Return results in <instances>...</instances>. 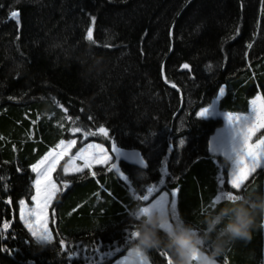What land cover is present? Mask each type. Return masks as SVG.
Returning a JSON list of instances; mask_svg holds the SVG:
<instances>
[{
    "label": "trees",
    "instance_id": "1",
    "mask_svg": "<svg viewBox=\"0 0 264 264\" xmlns=\"http://www.w3.org/2000/svg\"><path fill=\"white\" fill-rule=\"evenodd\" d=\"M222 86V113L264 102V0H0V264H111L134 243L130 213L161 190L176 193L171 221L196 228L217 196L264 193V168L233 189L209 151L223 122L198 114ZM100 129L145 165L115 152V168L58 173L52 243H36L18 215L31 168L72 138L108 145ZM146 257L172 261L164 249ZM217 262L264 264V228Z\"/></svg>",
    "mask_w": 264,
    "mask_h": 264
},
{
    "label": "clouds",
    "instance_id": "2",
    "mask_svg": "<svg viewBox=\"0 0 264 264\" xmlns=\"http://www.w3.org/2000/svg\"><path fill=\"white\" fill-rule=\"evenodd\" d=\"M224 201L223 207L201 206L203 228L179 217L171 222L165 208L143 214L138 208L130 213L135 237L128 264H139L149 251L159 249L171 254L172 264H218L217 257L230 245L251 241L254 229L264 228V193L253 190L235 201Z\"/></svg>",
    "mask_w": 264,
    "mask_h": 264
},
{
    "label": "rangeland",
    "instance_id": "3",
    "mask_svg": "<svg viewBox=\"0 0 264 264\" xmlns=\"http://www.w3.org/2000/svg\"><path fill=\"white\" fill-rule=\"evenodd\" d=\"M221 89H223L225 92V87L222 86L220 88V90ZM220 90L218 92V98L214 99L213 102H211V104L209 106L204 108V109H208V114L205 117H201L200 113L204 110L203 109L199 112L198 115H199V117L205 118V119H210V118L221 119V121L223 122L222 126H220L216 130V132L214 133V135L210 139L209 151L211 153L214 152L215 155L218 156L224 162V164L228 165V172H227L226 181L230 186H232V184H231L232 174H233V170L235 168V164L233 161H234V158L236 155L234 149L240 148L241 144L243 143V136H240L238 134L239 124L241 123V121L234 120L233 124H231L228 120V115L230 114L232 117H240V118L247 117L251 121V123L249 124V126H251V124H255L258 122L259 116L261 113V104H264V102H263V100H261L260 102L257 103L255 116L253 115V107L254 106H253L252 101L256 100L257 97H261L260 95H256L254 98H252V100L250 101L249 111L246 114L222 113L218 110V99L223 96L220 94ZM224 92H223V94H224ZM111 108L112 107H110V109ZM245 123H247V122H245ZM101 133H102V135L105 136V130H104V132H101ZM106 138L108 139V143H109L108 145H103V144H99L96 142H87V143L83 144L82 147H77L79 138H72L70 140L63 141V144L60 143L55 149L49 151L37 164L34 165V166L39 165L40 169H44L45 167L49 166L50 164L55 165L54 170L51 173V176H52V181L56 185L57 191L53 195V198L50 201L49 206L46 210V214H47L46 227L50 231L51 235H52V230H51L50 222H49L50 208H51L54 200L56 199L57 195L60 193V190H61L60 189V183L57 181L56 175H58V173H61L63 176L77 175V174L82 173L85 170L92 171L93 168L101 167V166L108 169V167H110L111 165H113L115 163L113 153L118 152V150H117V146L114 144L112 139H110L108 137H106ZM261 139H264V127L258 128V130L252 136L251 141H249V143H251L253 146H255L257 143H259V141ZM73 140H75L74 144L71 143ZM86 149H87V151L85 152ZM114 149H116V150H114ZM81 152H85V156L87 157L88 161L91 164L90 167H85V159H83V158L76 159V157ZM60 153H65V154L60 155ZM104 154H106L107 162L101 163V160L105 159ZM45 157H47V159H45ZM54 158H56V159H54ZM41 161H44V163L41 164ZM32 168H31V170H32ZM64 168H67L68 171L63 172ZM80 168H83V171H79L78 169H80ZM263 168H264V165L257 167L255 170L250 172V174L246 177V179L248 180L251 177V175H253L256 171L263 169ZM116 170L119 172V167ZM32 173H33V178H34L33 184H32L33 189H34V194L32 195V197H34L36 195L35 180L37 178V173H35L33 171H32ZM124 177L125 176H122V178H124ZM243 185H244V182H243L242 186ZM154 193H155V191H153L151 194H154ZM165 193H168V200H167V203H166L164 208L169 212V215H170L171 208H169V204H170L171 194L167 191L161 190L153 198L149 197L148 200L143 203V206H148L151 203H155V201L160 199V197L163 196ZM32 197H31L30 202L23 200L25 202V205H26V208H24L25 212H27V210L35 207V201L32 200ZM21 211H22V209H21V205L19 203V211H18L19 220L29 231V227L32 226L31 220L28 216H25V219H21ZM25 220H29V223H25ZM170 221H171V218H170ZM29 233H30V231H29ZM130 255H131V253L129 250L125 255L119 257L118 259L113 261L111 264H124V262H126V264H128V258L130 257ZM139 264H142L141 260L139 261ZM146 264H150L148 259L146 261ZM218 264H220V263H218Z\"/></svg>",
    "mask_w": 264,
    "mask_h": 264
},
{
    "label": "snow or ice",
    "instance_id": "4",
    "mask_svg": "<svg viewBox=\"0 0 264 264\" xmlns=\"http://www.w3.org/2000/svg\"><path fill=\"white\" fill-rule=\"evenodd\" d=\"M13 19H18V12L13 11L11 13ZM88 39H92V32L89 31ZM185 68L188 65H184ZM224 90H220V94L223 95ZM262 100L261 97H257L256 100L252 101L253 103V115L256 114V105L258 102ZM208 114V109H204L201 113V117H205ZM228 120L231 124H233L234 120H239L241 123L239 124L238 134L243 136V143L241 144L239 149H234L236 155L234 158L235 168L232 174V188L233 189H240L246 177L255 170L257 167L264 165V139H261L259 143L253 146L249 141H251L252 136L260 127H264V104H261V113L259 116V120L255 124L251 123L250 119L240 118V117H232L230 114L228 115ZM247 122V123H245ZM74 131H80L79 128L74 129ZM101 132H104V129H100ZM107 133L105 132V135ZM183 140L180 141L183 144ZM63 144V141L61 142ZM72 144L75 143V140L71 142ZM70 146V145H69ZM116 150V149H114ZM87 149L85 150V152ZM85 152L79 153L76 159H85V167H90L91 164L88 161L87 157L85 156ZM65 153H60V155H64ZM105 159L101 160V163L107 162L106 154ZM47 159V157H45ZM56 159V158H54ZM44 161H41L43 164ZM55 165L50 164L49 166L45 167L44 169H40L39 165L33 166L32 171L37 173V178L35 180V190L36 195L32 197V200L35 201V207L32 209L24 211L26 208L25 202L23 200L20 201L21 205V219H25V216H28L31 220L32 226L29 227V231L33 237H35V241L38 244H50L52 243V235L50 231L46 227L47 222V214L46 210L49 206L50 201L53 198V195L57 191L55 183L52 181L51 173L54 170ZM113 168L116 167L115 164L112 165ZM79 171H83V168L78 169ZM68 169L64 168L63 172H67ZM126 179V177H125ZM0 190H3V186H0ZM154 191L153 187L147 188L146 192L148 194ZM171 195L175 196L176 193H172ZM238 195L233 194L232 192H225L220 196H217L214 201L211 202L210 207H215L221 200H228V201H235ZM143 200H148V195L143 196ZM168 200V193H165L160 199L156 200L155 203H151L148 206L140 207L141 213H148L151 210L157 208H164ZM11 203V201H9ZM172 208H175V204H172ZM25 223H29V220H25ZM38 226V227H37ZM4 227L7 228V223L4 224ZM166 227V225H162V228ZM131 237H135L134 231L131 233ZM166 254V253H165ZM142 264H146L147 258L141 257ZM126 264V262H124ZM166 264H172L171 257H168Z\"/></svg>",
    "mask_w": 264,
    "mask_h": 264
},
{
    "label": "water",
    "instance_id": "5",
    "mask_svg": "<svg viewBox=\"0 0 264 264\" xmlns=\"http://www.w3.org/2000/svg\"><path fill=\"white\" fill-rule=\"evenodd\" d=\"M117 160H125L127 163L134 166H144L145 160L137 151H123L122 153H115Z\"/></svg>",
    "mask_w": 264,
    "mask_h": 264
},
{
    "label": "crops",
    "instance_id": "6",
    "mask_svg": "<svg viewBox=\"0 0 264 264\" xmlns=\"http://www.w3.org/2000/svg\"><path fill=\"white\" fill-rule=\"evenodd\" d=\"M212 154H214V155H215V153H214V152H212ZM246 181H247V179H245V180H244V183H245ZM231 187H232V186H231ZM241 187H242V186H241Z\"/></svg>",
    "mask_w": 264,
    "mask_h": 264
}]
</instances>
